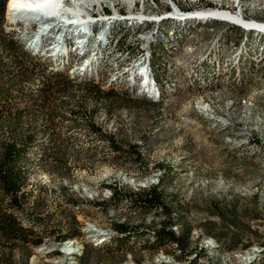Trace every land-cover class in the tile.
I'll list each match as a JSON object with an SVG mask.
<instances>
[{
    "label": "rangeland",
    "instance_id": "obj_1",
    "mask_svg": "<svg viewBox=\"0 0 264 264\" xmlns=\"http://www.w3.org/2000/svg\"><path fill=\"white\" fill-rule=\"evenodd\" d=\"M6 4L0 0V264H66L53 258L62 244L54 248L75 236L84 239L78 264H140L161 250L169 264H264V33L240 41L242 60L260 57L239 75L243 86H224L211 72L202 88L150 100L106 86L108 56L89 61L73 34L48 32L27 48L36 25L5 18ZM54 36L64 51L54 50ZM3 37L14 47H2ZM74 61L82 65L75 74ZM157 181L162 202L146 206ZM119 220L128 230L104 246L83 230ZM169 221L178 246L153 236ZM43 244L47 253L38 254ZM195 248L212 252L188 255Z\"/></svg>",
    "mask_w": 264,
    "mask_h": 264
},
{
    "label": "bare ground",
    "instance_id": "obj_2",
    "mask_svg": "<svg viewBox=\"0 0 264 264\" xmlns=\"http://www.w3.org/2000/svg\"><path fill=\"white\" fill-rule=\"evenodd\" d=\"M220 13L258 22L264 20V0H9L6 17L32 28L36 25L26 45L29 49L37 48L39 39L48 32L73 34L80 49L84 45L89 47V61L93 57L99 59V54L102 58L108 56L112 72L104 81L106 86L155 100L183 93L189 86L202 88L204 78L211 72L224 86L231 84L235 88L239 75L259 64L260 57L244 61L237 50L248 35L264 33V26L225 18ZM219 23L223 26L210 37L204 33L206 28ZM236 29L240 38H234ZM54 39L53 44L58 45L54 50L64 51L62 38ZM263 45L260 44L261 48ZM80 64L74 61L69 71H81ZM76 74L83 76L82 72ZM239 85L244 82H238ZM172 228L175 230V226ZM83 230L89 232L87 239L94 246L107 245L124 234L112 223L97 227L86 222ZM83 241L77 236L57 241L54 249L62 244L64 250L60 247L53 258L62 256L67 259L66 264H78L84 251ZM206 244L213 248L211 241ZM36 251L46 254L47 248L43 244ZM211 252L204 251V256L209 257ZM35 260L33 257L29 264H37ZM54 264L65 262L59 260ZM122 264L139 263L129 260ZM140 264H169V254L161 250L155 258Z\"/></svg>",
    "mask_w": 264,
    "mask_h": 264
},
{
    "label": "trees",
    "instance_id": "obj_3",
    "mask_svg": "<svg viewBox=\"0 0 264 264\" xmlns=\"http://www.w3.org/2000/svg\"><path fill=\"white\" fill-rule=\"evenodd\" d=\"M7 0V4H8ZM7 4H6V12H7ZM6 12H5V18H6ZM19 39V38H18ZM19 43L22 44V42L19 39ZM23 45V44H22ZM1 46H7V47H14L13 43H11L10 41L5 40V38H2V42H1ZM24 46V45H23ZM24 49L26 50V48L24 47ZM29 53H31L29 51ZM32 54V53H31ZM160 181H157L156 184H152L151 186H149L145 199H144V204L146 206H153V205H159L162 202V193L161 191H158V187H159ZM171 221L168 222V225H165L163 227H161L160 229L154 231V237L157 240H169V242L171 241H175L179 244V237L176 236L174 234V232L172 231V229L170 228L171 225ZM115 227L121 231V232H126L128 229L125 225L121 224V223H116Z\"/></svg>",
    "mask_w": 264,
    "mask_h": 264
},
{
    "label": "built area",
    "instance_id": "obj_4",
    "mask_svg": "<svg viewBox=\"0 0 264 264\" xmlns=\"http://www.w3.org/2000/svg\"><path fill=\"white\" fill-rule=\"evenodd\" d=\"M175 12V11H174ZM192 13H200V12H192ZM207 13H215V12H207ZM223 15V13H220ZM225 18H233V19H236V20H240L242 22H245V23H250V25H258V26H264V20H260L258 22H251L249 19H244V18H241V16H226V15H223ZM263 248H264V245H263ZM263 250V249H262ZM189 254H204V252L199 249V248H195L193 252L191 253H188ZM188 256H186L185 259H187ZM174 262L170 263V264H173Z\"/></svg>",
    "mask_w": 264,
    "mask_h": 264
}]
</instances>
